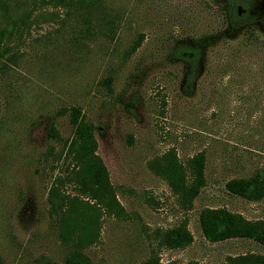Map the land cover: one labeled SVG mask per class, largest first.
<instances>
[{"label": "rangeland", "instance_id": "obj_1", "mask_svg": "<svg viewBox=\"0 0 264 264\" xmlns=\"http://www.w3.org/2000/svg\"><path fill=\"white\" fill-rule=\"evenodd\" d=\"M224 25L214 0H0V264H61L75 247L88 264H138L153 250L159 264L264 253L248 239L209 242L197 220L204 207L264 219V196L223 186L264 163V31ZM200 36L188 93L168 53ZM71 107L94 126L101 192L69 148ZM200 151L205 183L182 209L155 161L184 166ZM182 219L191 242L157 247L153 230Z\"/></svg>", "mask_w": 264, "mask_h": 264}, {"label": "trees", "instance_id": "obj_2", "mask_svg": "<svg viewBox=\"0 0 264 264\" xmlns=\"http://www.w3.org/2000/svg\"><path fill=\"white\" fill-rule=\"evenodd\" d=\"M219 4L224 31L233 34L241 29L254 27L264 31V0H214ZM3 31H0V36ZM209 37L198 39L184 38L173 43L169 50L172 60L182 62L181 88L191 92L200 70L203 47ZM140 44V37L133 41L130 51L133 52ZM64 111V110H63ZM69 123L72 127V139L69 148L73 152L76 163L84 164V172L92 182L95 190L101 192L106 182V174L100 159L94 155L96 142L94 126L84 119L79 108L69 109ZM46 134L57 138L58 133L52 122ZM156 173L165 179L169 189L175 194L182 209H189L193 198L205 183L204 155L200 151L186 160L184 166L177 162L174 155L166 154L155 161ZM224 190L247 200H259L264 196V163L245 177H233L224 182ZM198 225L204 239L219 242L227 239H248L264 249V219H247L240 213L225 208L204 207L198 213ZM153 240L157 247L183 248L192 240L186 221L180 220L172 227L153 230ZM44 264H57L45 262ZM61 264H88L87 256L78 248L71 249ZM138 264H159L157 253H153ZM185 264H200L187 261ZM227 264H264V253H245L227 258Z\"/></svg>", "mask_w": 264, "mask_h": 264}]
</instances>
